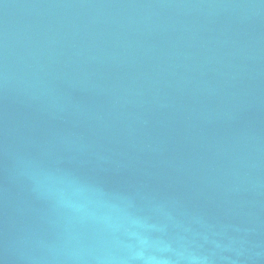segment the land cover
<instances>
[{"label":"water","instance_id":"1","mask_svg":"<svg viewBox=\"0 0 264 264\" xmlns=\"http://www.w3.org/2000/svg\"><path fill=\"white\" fill-rule=\"evenodd\" d=\"M0 264H264V0H0Z\"/></svg>","mask_w":264,"mask_h":264}]
</instances>
